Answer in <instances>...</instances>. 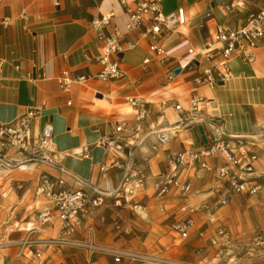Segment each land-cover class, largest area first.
<instances>
[{
  "label": "crops",
  "instance_id": "obj_1",
  "mask_svg": "<svg viewBox=\"0 0 264 264\" xmlns=\"http://www.w3.org/2000/svg\"><path fill=\"white\" fill-rule=\"evenodd\" d=\"M142 1L151 0H57V4L53 0H0V123L16 125L33 111L32 139L40 137L45 125H51L55 149L54 166L27 162L21 154L6 152L24 165L9 170L0 166V240L18 241L35 228L34 237L88 240L97 247L163 260L148 253L149 247L159 254L161 243L171 247L175 242L209 243L217 226L226 228L238 245L243 242L246 246L261 229L252 237L236 239L221 220L224 206L214 214L215 223L205 211L188 215L190 208L217 202L225 191L226 184L217 176V169L224 164L219 155L207 161L210 171L186 168L181 172L180 179L191 186L186 197L174 193L159 198L152 185L169 172L171 155L209 146L211 134L205 122L211 121L225 136L237 138L247 152L258 156L254 168L262 175L261 188L251 196L264 190V39L249 50L253 57L250 63L241 52L225 60L218 53V45L211 48L209 56L203 54L205 43L212 40L217 28L239 29L249 13L264 9V0H237L243 9H227L230 0H159L165 15L183 10L185 23L154 41L141 38V29H125L127 11ZM105 14L113 17L103 32L116 30L120 34V52L112 58L120 77L109 82L95 79L101 71L97 62L100 44L90 27L94 19ZM151 43L162 48L164 55L151 52ZM190 49L195 56L188 55ZM176 68L180 73L169 81L166 72ZM206 68L221 80L214 88L196 84ZM63 73L70 78L92 79L62 91L57 80ZM194 97L201 100L200 121L188 115ZM129 100L137 103L132 105ZM119 122L126 126L118 142L120 151L100 147L99 140ZM237 142L232 139L230 143L235 155ZM132 165L141 171L142 181V187L134 188L136 210L115 205L112 197ZM59 168L66 173L61 174ZM43 175L61 181L66 189H77L76 180L82 181L89 197L106 196L105 204L95 209L87 206L68 234L61 230L58 220L38 226V212L51 208L37 190ZM34 178L35 187L28 188ZM240 196L250 195L233 197ZM106 214L112 223H101ZM187 217L192 225L183 237L172 226ZM117 219L124 233L118 238L114 228ZM208 249L216 252L209 244ZM39 252L41 258L36 259L26 251L20 255L18 247L2 248L0 264H151L133 263L127 257L115 263L112 254L83 248L42 247ZM235 255L229 263L264 264V251L242 248L235 250Z\"/></svg>",
  "mask_w": 264,
  "mask_h": 264
},
{
  "label": "built area",
  "instance_id": "obj_2",
  "mask_svg": "<svg viewBox=\"0 0 264 264\" xmlns=\"http://www.w3.org/2000/svg\"><path fill=\"white\" fill-rule=\"evenodd\" d=\"M54 4H57V0H53ZM227 9L240 8L244 6L242 2L237 0H230ZM128 22L125 26L127 32H132L137 29H141V38L150 37L153 41L164 35L166 32L172 30L176 25L182 26L185 23V17L183 10H178L176 13L165 15L161 12L159 6V0L136 2L131 10L127 11ZM112 15L105 14L100 18L94 19L91 24V30L96 36L97 42L100 44L97 62L101 66V71L96 75L97 80L102 82H109L120 77V71L116 61L112 58L120 52L119 38L120 34L113 30L106 34L103 31L111 24ZM264 39V9L257 13H249L244 20L243 25L237 30H224L221 27L217 28L215 35L211 41L205 43V56H209L212 52L211 48L214 45H218V53L227 60L236 52L243 54L245 62H252L253 57L249 52L254 45ZM151 52L156 56L161 57L164 55L162 48L156 44H150ZM189 56H195V52L188 50ZM148 60H144V64H147ZM191 64V63H190ZM227 64L223 66L225 72ZM167 79L170 81L175 76L174 70H168L166 72ZM89 79V76H81L78 78H70L68 73H63L58 78V84L62 91H68L73 83L84 84ZM221 81L213 75L211 68H206L202 71L201 76L196 80V84L206 86L208 88H214ZM201 100L197 97L192 98L188 115L194 119L200 121L199 104ZM129 103L135 105L136 100H129ZM176 111H180V106H175ZM143 114V112L141 113ZM34 116L33 111H28L22 116L16 125H8L0 123V166H5L9 169L20 168L24 163H20L7 156V151L11 150L26 157L27 162L40 163L45 165H55L52 155L55 154L54 145L52 143L53 128L51 125H45L43 127L40 137L36 140L32 139L30 124ZM207 129L210 131L211 140L208 147L189 153L173 154L168 160L169 172L160 177L158 182L152 185L153 192L157 197H164L170 194H178L180 197H186L190 193V183L184 182L180 179L181 172L186 168H197L199 170L210 171L207 161L216 155L223 158L224 164L217 169V176L221 182H224L225 191L221 193L220 199L215 203H204L199 206L190 208L188 215L195 214L199 211H205L209 215L211 223H215L214 214L223 206H226L230 199L234 195H254L261 186L260 180L262 178L261 173L254 168V164L258 159V156L246 151L244 145L237 138L225 136L221 129L211 122H205ZM126 126L124 123H117L113 131L108 135L101 138L98 145L108 151H120L118 142L120 135L124 132ZM237 140V155L233 153V148L230 143L231 140ZM164 140V139H163ZM84 153L87 152L85 148ZM116 165V162L112 164ZM61 174L66 172L59 168ZM141 171L134 165L127 167V174L124 177L123 183L112 195L115 198L114 204L117 206L129 207L132 210L139 208L138 205L132 203L135 186L142 187V181L140 178ZM76 184L79 186L77 189L64 188L61 181L52 180L46 175L41 176L37 190L40 194L47 199L51 208L44 209L36 215V223L38 226H44L45 224L51 225L54 220H58L61 226V230L68 234L72 229L78 225V219L82 212L89 206L91 209L100 207L106 196L97 194L96 196L89 197L82 181L76 180ZM133 184V185H132ZM111 197V198H112ZM121 199H124L122 203ZM191 219L185 218L184 220L174 224L173 230L185 237L191 229ZM37 232V229L32 228L28 230L26 236L16 242H5L0 244V248L18 247L20 255L26 251L34 255L36 259L41 258L39 248L42 247H54V248H83L91 249L93 246L89 244V241H75L70 240L64 236L56 238H35L33 234ZM210 246L216 250L219 249L217 257H220L223 253V248L233 247L231 251H227L226 255L233 254L234 241L223 226H217L214 230V234L209 239ZM245 248L251 251H264V228H261L259 232L253 237V239L245 246ZM101 252H106L114 255V262L119 263L121 257H127L132 261H144L151 264H172L165 260L151 258L139 254H124L119 251H112L109 249L96 248Z\"/></svg>",
  "mask_w": 264,
  "mask_h": 264
},
{
  "label": "rangeland",
  "instance_id": "obj_3",
  "mask_svg": "<svg viewBox=\"0 0 264 264\" xmlns=\"http://www.w3.org/2000/svg\"><path fill=\"white\" fill-rule=\"evenodd\" d=\"M36 181H37L36 178H34V182L30 181L27 184L28 188L32 187V185L35 187ZM33 194H34V190H33ZM105 201L106 198L104 199V202L100 207L104 206ZM230 201L231 202L229 203V205H226L222 208L220 212V216H221V220L225 221V223H227L226 224L227 227H229L231 231L235 234L234 237L236 239L241 240L244 238L252 237L257 233V231L260 228H264V190H261V193H259L256 196L233 197V199H230ZM129 217L132 218L131 216ZM112 222L113 221L109 217V214L104 215V220L101 221V223L103 224L112 223ZM116 223L114 228L116 231V235L118 233L117 236L118 238L121 234L124 233L121 231V226H120L121 221L117 219ZM142 234L145 236L147 233L142 231ZM83 241H88V240H83ZM5 242H16V241H11V239L0 240V244H3ZM244 243H247V241H244ZM89 244H91V242H89ZM208 244L209 243H207L205 240H201V242H199L198 240L187 241V242H175L174 246L172 247L169 246L168 244L161 243L157 248V249L159 248L161 249V253L159 254L153 253L152 251L154 249L153 247H149V249L148 248L147 249L149 251L148 253L157 254L158 256L164 257L163 260H165L166 262H170L172 264H222L223 262H224L223 264H232L229 263V260L232 259L234 256L236 257L235 250L237 249L242 250V248L243 250L246 249L245 245H243V242L240 245L234 242L233 245L237 246V249L236 248L234 249L233 254L226 255V252L231 251L233 247L223 248L222 255L220 257H217L216 255L219 249L218 250L215 249L216 252L210 251L208 249ZM91 246H93L94 249L102 248V249L117 251L110 247L109 248H104L99 246L97 247L92 244ZM143 249H146L145 246H143ZM139 255L147 256L145 254H139ZM242 255L244 256V253H242ZM149 257L156 258L154 256H149ZM212 257L213 258L216 257L217 260L214 262L212 260ZM137 262L134 261L133 263H137Z\"/></svg>",
  "mask_w": 264,
  "mask_h": 264
},
{
  "label": "water",
  "instance_id": "obj_4",
  "mask_svg": "<svg viewBox=\"0 0 264 264\" xmlns=\"http://www.w3.org/2000/svg\"><path fill=\"white\" fill-rule=\"evenodd\" d=\"M179 73H180V69H179V68H176V69L174 70V74L177 75V74H179Z\"/></svg>",
  "mask_w": 264,
  "mask_h": 264
},
{
  "label": "bare ground",
  "instance_id": "obj_5",
  "mask_svg": "<svg viewBox=\"0 0 264 264\" xmlns=\"http://www.w3.org/2000/svg\"><path fill=\"white\" fill-rule=\"evenodd\" d=\"M22 166H23V165H22ZM1 167L5 168V169H7V170L9 169V168H7V167H5V166H1Z\"/></svg>",
  "mask_w": 264,
  "mask_h": 264
}]
</instances>
